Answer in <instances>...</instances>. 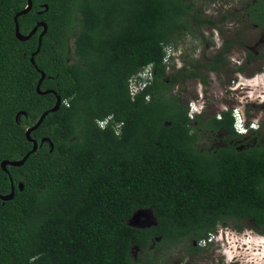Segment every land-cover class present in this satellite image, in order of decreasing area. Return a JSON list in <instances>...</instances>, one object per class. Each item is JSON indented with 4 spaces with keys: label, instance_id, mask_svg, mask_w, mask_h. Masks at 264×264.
I'll use <instances>...</instances> for the list:
<instances>
[{
    "label": "trees",
    "instance_id": "1",
    "mask_svg": "<svg viewBox=\"0 0 264 264\" xmlns=\"http://www.w3.org/2000/svg\"><path fill=\"white\" fill-rule=\"evenodd\" d=\"M32 1L18 22L23 34L40 20L48 24L35 65L42 27L20 40L14 18L27 0H0V193L11 192V179L16 191L0 199V264H144L137 246L153 264L155 236L156 245L208 239L220 225L242 228L247 220L264 233V143L243 147L262 133L238 135L233 109L222 110V119H189V105L173 93L190 79L209 84L203 70L223 72L233 45L245 43L225 37L209 62L187 60L180 69L173 56L164 62L166 46L232 16L204 17L195 0ZM249 3V20L264 28V0ZM148 65L153 81L132 99L129 79ZM40 71L41 89L57 94L38 93ZM57 95L59 110L32 132L39 143L48 137L53 150L44 142L23 165L4 170L3 161L32 149L26 129ZM21 111L28 116L17 120ZM103 120L106 130L96 123ZM206 135L225 145L205 148ZM147 209L157 225L129 224Z\"/></svg>",
    "mask_w": 264,
    "mask_h": 264
},
{
    "label": "rangeland",
    "instance_id": "2",
    "mask_svg": "<svg viewBox=\"0 0 264 264\" xmlns=\"http://www.w3.org/2000/svg\"><path fill=\"white\" fill-rule=\"evenodd\" d=\"M250 0H195L197 7L202 12L203 16L213 17L218 20L221 16L229 14L232 17L224 22H221L219 27L203 26L201 29L195 27V33H190L186 36L180 45L175 48V53L179 50H183V54L177 57L174 54L175 63L179 59L183 62V65L187 60L200 59L202 61H210L212 55L217 51L216 46V32L219 33L220 40L233 37L243 40L244 43L253 45L262 36V31L257 30L254 24L246 20L241 12L242 5L246 4ZM237 13L235 16L233 13ZM222 29L223 33H221ZM202 34L205 35L210 41L207 43L203 39ZM264 43L261 47L256 46L257 49L263 51L264 53ZM247 49L245 47H234L233 52L228 56L230 64L225 68L223 72L207 71L203 70V73H208L209 84H204L200 78L190 79L184 84H178L174 87L173 93L178 94L183 97V102L185 104L190 103V101L200 102V97L197 91V86H203V103L205 104V115L206 117L212 114H218V112L223 110V106L227 108L242 107L243 112L246 113L247 119H252L253 116L264 117V109H257L253 106V102L246 101L243 106L240 104L239 97L245 96L249 89L237 88L236 91H230L232 86L237 83L236 72L234 68L238 65L231 62V57L235 56L237 59L244 60L246 58ZM263 66L261 70L258 67ZM177 68V67H176ZM174 69L171 68L170 71ZM175 71V70H174ZM264 71V57H262L255 64H251L247 67V70L242 73L245 77H251L257 72ZM235 79V81H233ZM249 112V114H247ZM37 118H35V121ZM246 138V137H245ZM262 140H264V132H262ZM253 143V139L246 142L243 147L250 146ZM200 144L205 146V148H212L218 146H224L225 143L220 138H209L208 135L204 137ZM138 227H142L141 224H135ZM245 229H249L253 234L264 236V233L259 232L253 227L252 221H244L242 223V228H239L234 223H229L227 225H220L213 234H219L221 230H230L234 237H238L240 240L245 238ZM220 243L213 242L207 249V259L206 264H224V257L219 253ZM177 252V251H176Z\"/></svg>",
    "mask_w": 264,
    "mask_h": 264
},
{
    "label": "clouds",
    "instance_id": "3",
    "mask_svg": "<svg viewBox=\"0 0 264 264\" xmlns=\"http://www.w3.org/2000/svg\"><path fill=\"white\" fill-rule=\"evenodd\" d=\"M216 46L222 47V41L220 40L219 33L216 32ZM173 53L169 52V55ZM183 54V50H179L175 53L177 57ZM169 56H165L164 62L167 63ZM231 62L238 66L243 65V60L237 59V57H231ZM177 69L183 68V62L179 59L176 60ZM237 83H235L230 91H236L237 88L249 89L245 96L239 97L241 106L246 101L264 104V71L257 72L253 76L245 77L242 73L237 72ZM197 91L200 97V102L190 101L188 118L195 119L197 115H202L205 110V104L203 101V86L198 85ZM146 102H151V96L145 97ZM67 103V102H66ZM223 110L227 111V107L223 106ZM232 117L234 119L233 128L240 136H247L249 130L259 131L260 121L256 119L250 122L244 115L242 107H236L232 110ZM111 119V117H110ZM217 119H222L221 115H217ZM101 130H106L107 122H96ZM247 125L245 127L244 125ZM118 127H123V123ZM118 136L120 132L116 133ZM250 134V133H249ZM245 238L240 240L238 237H234L233 233L228 230H221L219 234H208L207 240H200L199 245L201 247H207L213 242L220 243L219 253L224 257V264H264V236L253 234L251 230L245 229Z\"/></svg>",
    "mask_w": 264,
    "mask_h": 264
},
{
    "label": "flooded vegetation",
    "instance_id": "4",
    "mask_svg": "<svg viewBox=\"0 0 264 264\" xmlns=\"http://www.w3.org/2000/svg\"><path fill=\"white\" fill-rule=\"evenodd\" d=\"M242 6H243V7H241L242 15L244 18H246V20H249L250 13H247L246 10H247V7L251 6V4L249 2H247L245 5L243 4ZM233 14H237V13L234 12ZM220 23L221 22H218V25ZM253 24L257 30L262 31L261 38H259L258 41L255 42L253 45H250L248 43L240 45V44L236 43L233 45L232 50L229 53V55H230L233 52L234 47H245L247 49V54H246V58L243 60V65H246V70H247V67L250 66L252 63L255 64V62H258V60H260L262 57H264L263 51H260L258 49L256 51V46L261 47L260 45L264 43V28H260L256 23H253ZM220 30H222V29H220ZM223 46H224V39L222 42V47H219V49H217V51L221 50L223 48ZM249 52L253 53V56L251 58H248ZM260 54H262V55H260ZM237 67H240V66H237ZM262 67L263 66L258 67V70H261ZM244 72H242V73H244ZM239 73H241V72H239ZM233 81H235V79ZM253 106L256 107L257 109H262V110L264 109V104L253 103ZM229 109H232V108H229ZM220 112H218V113H220ZM203 113H205V112H203ZM247 114H249V112H247ZM213 115H215V114H212L208 117L210 118ZM244 115H246V113H244ZM256 119H259V121H260V129H259V131L250 130L249 131L250 134L264 132V117L262 118V117L253 116L252 119H248V120L250 122H252ZM218 133H227V132L222 131V132H218ZM250 134H248V135H250ZM257 141L260 143H264V140H262V136H259V139H258V137H253V143L255 144V143H257ZM130 220H131V222H133L135 224H141L142 228L152 227V226H155L158 224L157 219L154 217L153 213L150 210H143L141 213L137 214V216H134L131 219H129V221ZM194 235H196V234H194ZM200 240H207V239L203 238ZM200 240L197 239V237H191V238H183L182 240H180L176 243L163 242L160 245H156V243L161 241V237L155 236L153 238L152 245H150V249H152V251L154 253L153 264H164L163 261L166 259L168 262H170V264H206L205 261H206L207 256H208L207 255V249L209 248V246L211 244H209L207 247H201L199 245ZM145 254H146V251H145L144 247H140V246L138 247L137 246L136 258L143 261L144 264H147ZM164 258H166V259H164Z\"/></svg>",
    "mask_w": 264,
    "mask_h": 264
},
{
    "label": "water",
    "instance_id": "5",
    "mask_svg": "<svg viewBox=\"0 0 264 264\" xmlns=\"http://www.w3.org/2000/svg\"><path fill=\"white\" fill-rule=\"evenodd\" d=\"M32 7H33V1H32V0H27V6H26L23 10L19 11V12L15 15L14 20H15V24H16V36H17L20 40H27V39H29L30 37H32V36L38 31V29H39L40 27H42V31H41V33H40V35H39V44H38V48H37L36 51H34V52L31 54V57H30L31 62L35 65V56H36V54H38V53L40 52V49H41V46H42V39H43V37L46 35V33H47V31H48V24H47L45 21L40 20V21H38L37 24L33 27V29H31L27 34H23V33L21 32V30H20V25H19V22H18V18H19L20 16L24 15V14H27V13L32 9ZM47 9H48V5H46V7H45V10H47ZM39 13L42 14L43 11H40ZM40 72H41V77H40V79H39V81H38L37 88H36L37 91H38V93H40V94H47V93L53 92V93L57 94L56 91H54V90H52V89H48V90H42V89H41V84H42L43 80H44L45 77H46V73L43 72V71H40ZM61 105H62V99H61V97H60L59 95H57V101H56V104H55L51 109L45 111V112H44V113H43V114L37 119V121H36L32 126H30V127H28V128L26 129V136H27V139H28L30 142L33 143V147H32V149H31V150H30L25 156H23V157L20 158V159L13 160V161H8V160L3 161V162L1 163V167H2L4 170H7V165H9V164H10V165H14V166H21V165H23V164L27 161V159L29 158V156H30L32 153H35V152L39 149L40 145H42V143H44V142H48V143L50 144V146H51V150H53V148H54V143H53L48 137H44V138H42L41 142L39 143V141H38L36 138H34V137L32 136V132H33L34 130H36V129L42 124V122L44 121V119L46 118V116L49 114V112H55V111L59 110V108L61 107ZM22 115H24V116L27 117V116H28V113H27L26 111H21V112H19V113L17 114L16 119L19 120L20 116H22ZM11 183H12V190H11L10 193H8V194H1V193H0V199H2L3 201L12 200V199L14 198V196H15L16 191H15V186H14V184H13V183H14V182H13V179H11ZM19 188H20L21 190H23L24 187H23V184H22V183L19 184ZM147 210H150V209H147ZM142 211H143V210H139V211H137L132 217L137 216V214L141 213ZM150 211H151V210H150ZM151 212H152V211H151ZM152 213H153V212H152ZM132 217H131V218H132ZM131 218H130V219H131ZM129 224L132 225V226H136V227H138L137 225H135V223L131 222V220L129 221Z\"/></svg>",
    "mask_w": 264,
    "mask_h": 264
},
{
    "label": "built area",
    "instance_id": "6",
    "mask_svg": "<svg viewBox=\"0 0 264 264\" xmlns=\"http://www.w3.org/2000/svg\"><path fill=\"white\" fill-rule=\"evenodd\" d=\"M167 56H174L175 54V47L172 45L166 46ZM169 52L173 53L172 55H169ZM170 63L169 59L167 64ZM153 81V71L152 66L148 65L140 72L132 75L129 79V91L132 99H135V97L144 91ZM193 101V100H192ZM236 108V107H235ZM229 109V108H227ZM234 109V108H233ZM221 115L220 113H218ZM101 122H107V120H103ZM247 127V125H244ZM250 131V130H249ZM249 134V133H248Z\"/></svg>",
    "mask_w": 264,
    "mask_h": 264
}]
</instances>
